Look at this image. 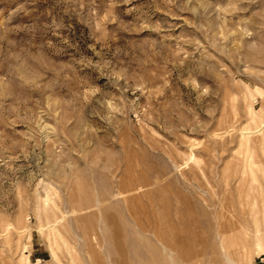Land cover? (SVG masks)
<instances>
[{"label": "rangeland", "instance_id": "374dc122", "mask_svg": "<svg viewBox=\"0 0 264 264\" xmlns=\"http://www.w3.org/2000/svg\"><path fill=\"white\" fill-rule=\"evenodd\" d=\"M25 257L264 264V0H0V264Z\"/></svg>", "mask_w": 264, "mask_h": 264}, {"label": "bare ground", "instance_id": "6f19581e", "mask_svg": "<svg viewBox=\"0 0 264 264\" xmlns=\"http://www.w3.org/2000/svg\"><path fill=\"white\" fill-rule=\"evenodd\" d=\"M257 182V181H256ZM257 184V183H256ZM257 186V185H256ZM252 190H254V191H256L257 189H255V182H254V184H252ZM258 191V190H257ZM258 202V201H257ZM259 203V202H258ZM253 207H256V199L253 201ZM252 207V208H253ZM257 208V207H256ZM255 220H257V218H255ZM259 221V220H258ZM256 226V225H255ZM257 228H258V225L256 226ZM65 240V239H64ZM70 248V247H69ZM27 257H25V258H23L22 260H23V262H22V264H27V263H29V262H27Z\"/></svg>", "mask_w": 264, "mask_h": 264}, {"label": "crops", "instance_id": "0c3cea01", "mask_svg": "<svg viewBox=\"0 0 264 264\" xmlns=\"http://www.w3.org/2000/svg\"><path fill=\"white\" fill-rule=\"evenodd\" d=\"M261 262H264V257L262 258Z\"/></svg>", "mask_w": 264, "mask_h": 264}]
</instances>
